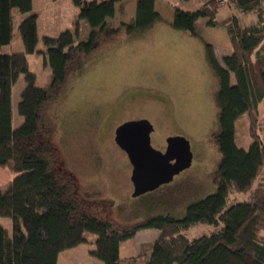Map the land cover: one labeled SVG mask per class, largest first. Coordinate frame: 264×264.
I'll list each match as a JSON object with an SVG mask.
<instances>
[{
    "label": "trees",
    "instance_id": "trees-1",
    "mask_svg": "<svg viewBox=\"0 0 264 264\" xmlns=\"http://www.w3.org/2000/svg\"><path fill=\"white\" fill-rule=\"evenodd\" d=\"M122 0H73L79 18L90 31L86 39L43 54L52 69L49 86L37 85L27 54L34 53L36 24L33 14L19 23L25 52L0 50V166L15 176L0 184V216L11 219V229L0 221V264H59V253L81 243L94 242L92 254L104 264H264V135L256 130V116L264 105V0H200L194 10L176 8L175 29L200 37L201 20L223 26L234 46L223 63L206 43L207 61L218 80L215 100L219 107L213 133L221 158L211 175L214 192L192 202L183 216L162 213L153 203L142 205L127 224L118 226L103 207L86 198L78 181L59 167V155L49 137L54 132L44 117L45 108L63 90L70 69L81 75V58H87L122 28L142 34L162 16L156 0H138L136 17L115 27L116 4ZM33 0H0V48L15 33L13 10L32 9ZM237 13L219 17L221 5ZM24 74L26 86L18 105L23 123L13 127V86ZM251 117V143L236 141V121ZM236 193H247L238 200ZM145 195V194H144ZM157 210V212H155ZM199 224L210 232L191 237ZM159 235L143 245L149 257L123 259L121 243L142 229Z\"/></svg>",
    "mask_w": 264,
    "mask_h": 264
},
{
    "label": "rangeland",
    "instance_id": "rangeland-1",
    "mask_svg": "<svg viewBox=\"0 0 264 264\" xmlns=\"http://www.w3.org/2000/svg\"><path fill=\"white\" fill-rule=\"evenodd\" d=\"M137 1L117 2L115 27L135 19ZM200 4V0H156V9L163 20L137 35H130L122 28L90 56L81 58V75L73 73L78 65L70 69L63 90L46 105L44 117L54 130L49 140L58 152L60 170L72 175L86 193L84 196L101 205L104 213L118 226L129 220L137 222L138 219H132L137 209L142 210L149 203L162 213L181 217L189 204L216 189L211 175L221 158L213 137L218 128L219 107L215 92L219 85L207 61L206 43H210L208 38L213 37L221 44L214 42L216 47L210 43L222 63L224 56L233 53L234 46L225 27L208 25L206 19L201 20L199 38L173 27L176 8L194 10ZM76 9L73 0H60L34 14L40 17L35 31L41 40H37L34 46L37 54L27 55L30 69L38 74L39 86H49L52 76V69L42 55L49 53L48 50L61 49L67 43L66 48L75 36L69 38L67 35L72 33L68 31L71 28H67L66 35L59 41L62 28L74 24L77 34L82 32L83 39L89 34V23L77 19ZM232 13L238 14L231 6L221 5L219 17ZM19 22H16L12 42L2 46V52L26 51ZM45 41L49 43L44 44ZM78 71L77 68L76 73ZM25 86L22 74L12 92L14 128L24 121L18 105ZM144 118L154 125L151 144L155 149L164 151L169 136H182L189 140L194 156L192 165L172 182L135 198L131 180L133 166L115 136L117 127L124 122ZM251 122L250 115L244 113L235 125L236 141L246 148L252 140ZM255 127L263 137V104L256 116ZM14 176L10 167L0 166V184ZM247 195L236 193L234 197L245 200ZM0 221L11 229L10 218L0 216ZM211 230L212 226L199 224L189 230V235L197 237ZM158 235L159 230L155 228L139 230L135 237L121 243V258L145 260L150 251L144 250L143 245L151 243ZM95 247L94 242H87L67 248L59 253L58 263L104 264L92 254Z\"/></svg>",
    "mask_w": 264,
    "mask_h": 264
},
{
    "label": "water",
    "instance_id": "water-1",
    "mask_svg": "<svg viewBox=\"0 0 264 264\" xmlns=\"http://www.w3.org/2000/svg\"><path fill=\"white\" fill-rule=\"evenodd\" d=\"M153 131L154 125L145 118L126 121L116 129L115 140L133 166L131 180L135 198L172 182L193 162L194 154L186 137L169 136L166 149L161 151L151 144Z\"/></svg>",
    "mask_w": 264,
    "mask_h": 264
},
{
    "label": "crops",
    "instance_id": "crops-1",
    "mask_svg": "<svg viewBox=\"0 0 264 264\" xmlns=\"http://www.w3.org/2000/svg\"><path fill=\"white\" fill-rule=\"evenodd\" d=\"M58 2H60V0H33V3H32V9H31V11H29V12H22V11H20L19 9L16 11L15 9L13 10V13H14V16H15V27H16V22H17V20H19L20 22L24 19V18H26L27 16H29V15H31V14H35V13H38V12H43V11H45L46 9H48L49 8V6H53L54 4H57ZM136 5H137V2H136ZM78 12V18L77 19H79V10H78V8L76 9ZM77 16H75L74 17V19L76 18ZM30 20H32L35 24H37L38 22H39V20H40V17H38V16H32L31 18H30ZM19 22V23H20ZM74 22H76V19H75V21ZM208 25H211V24H208ZM67 28L68 29H70V30H68L69 32H71L72 34H69V35H67L69 38H71V35L73 36V34L75 35V36H73V39H71V42H69V45L71 44V43H73V41H79V40H82L83 38H82V32H80V34H77V27L74 25V24H67V25H65L63 28H62V30H63V32L61 33L62 35L59 37V39L58 38H56L55 40H59L60 41V39H62V38H64L63 36L64 35H66L65 34V31H67ZM87 29H88V27H87ZM74 32H76V33H74ZM67 39V38H66ZM39 41L40 42V40H41V37H39V35H37L36 36V38H35V43H36V41ZM208 40H209V42L210 43H212L214 46H216V47H218L216 44H214V42H217V40L215 39V38H213V37H210V38H208ZM42 43V42H41ZM44 44H48L49 42L48 41H45V42H43ZM67 44V43H66ZM66 44H64V45H66ZM217 44L220 46L221 44H219L218 42H217ZM224 44V43H223ZM64 45H63V47H64ZM48 52H50V50H48ZM35 54H37V53H35V47H34V53H33V55H35Z\"/></svg>",
    "mask_w": 264,
    "mask_h": 264
},
{
    "label": "built area",
    "instance_id": "built-area-1",
    "mask_svg": "<svg viewBox=\"0 0 264 264\" xmlns=\"http://www.w3.org/2000/svg\"><path fill=\"white\" fill-rule=\"evenodd\" d=\"M223 2V0L221 1V3Z\"/></svg>",
    "mask_w": 264,
    "mask_h": 264
},
{
    "label": "flooded vegetation",
    "instance_id": "flooded-vegetation-1",
    "mask_svg": "<svg viewBox=\"0 0 264 264\" xmlns=\"http://www.w3.org/2000/svg\"><path fill=\"white\" fill-rule=\"evenodd\" d=\"M166 147H167V145H166Z\"/></svg>",
    "mask_w": 264,
    "mask_h": 264
}]
</instances>
